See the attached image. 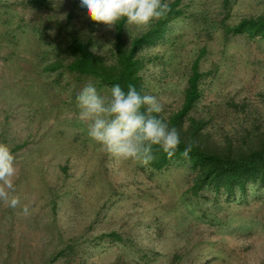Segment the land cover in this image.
Wrapping results in <instances>:
<instances>
[{
	"label": "rangeland",
	"instance_id": "rangeland-1",
	"mask_svg": "<svg viewBox=\"0 0 264 264\" xmlns=\"http://www.w3.org/2000/svg\"><path fill=\"white\" fill-rule=\"evenodd\" d=\"M163 2H177L181 15L137 52L143 93L169 117L198 60L200 98L190 115L217 139L253 122L264 128V40L226 31L264 15V0ZM143 32L126 23L123 40ZM72 37L112 59L115 30L94 22L81 0H0V143L15 157L11 195L21 201L15 209L0 202V264H264L259 183L193 195L188 163L160 171L117 163L87 135L76 97L88 84L105 96L111 87L44 70L59 56L70 61Z\"/></svg>",
	"mask_w": 264,
	"mask_h": 264
},
{
	"label": "trees",
	"instance_id": "trees-1",
	"mask_svg": "<svg viewBox=\"0 0 264 264\" xmlns=\"http://www.w3.org/2000/svg\"><path fill=\"white\" fill-rule=\"evenodd\" d=\"M26 1L38 7L47 3V0ZM169 6L171 11L164 19L154 22L147 31L135 36L129 43L123 40L126 21L121 20L114 28L113 55L110 61L92 52L87 43L72 37L67 47L70 61L67 62V59L59 56L45 66L44 70L53 72L64 68L111 88L119 84L125 91L129 85H134L137 91L144 95L140 76L143 64L137 57V52L146 46L154 45L163 37L168 25L181 15V11L176 7L177 2ZM226 31L233 35L258 37L264 40V15L245 17L235 26L227 27ZM200 77L196 60L188 75L180 109L167 118L160 113L155 114L167 122L170 128L175 127L178 130L181 139L178 151L169 158L158 146H154L155 159L146 166L151 170L160 171L174 161L188 163L195 172L189 188L193 195H197L206 187L224 191L229 195L236 191L244 192L247 185L252 183H259L264 187V128L253 122L237 133L217 139L208 131L204 119L190 115L200 98ZM189 142L193 147L186 158L182 153ZM109 236L119 239L114 233H110Z\"/></svg>",
	"mask_w": 264,
	"mask_h": 264
},
{
	"label": "clouds",
	"instance_id": "clouds-1",
	"mask_svg": "<svg viewBox=\"0 0 264 264\" xmlns=\"http://www.w3.org/2000/svg\"><path fill=\"white\" fill-rule=\"evenodd\" d=\"M88 16L109 30L121 21L147 31L154 22L164 19L171 11L163 0H81ZM79 120L87 126V135L117 163L123 161L149 164L155 159L153 147L158 146L169 158L181 144L175 127L158 115L164 110L163 102L155 95H142L134 85L127 91L115 84L110 96L101 95L92 84L85 86L76 97ZM189 142L182 155L192 151ZM18 169L10 148L0 143V202L17 208L21 201L11 195L16 191ZM22 214L30 215L29 207L23 206Z\"/></svg>",
	"mask_w": 264,
	"mask_h": 264
}]
</instances>
